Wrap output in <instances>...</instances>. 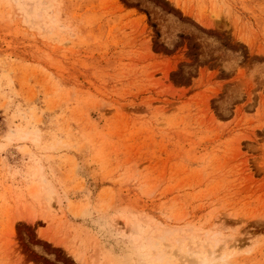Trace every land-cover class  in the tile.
<instances>
[{
  "label": "rangeland",
  "instance_id": "1",
  "mask_svg": "<svg viewBox=\"0 0 264 264\" xmlns=\"http://www.w3.org/2000/svg\"><path fill=\"white\" fill-rule=\"evenodd\" d=\"M205 245L264 264V0H0V264Z\"/></svg>",
  "mask_w": 264,
  "mask_h": 264
},
{
  "label": "bare ground",
  "instance_id": "2",
  "mask_svg": "<svg viewBox=\"0 0 264 264\" xmlns=\"http://www.w3.org/2000/svg\"><path fill=\"white\" fill-rule=\"evenodd\" d=\"M35 4H36V3H35ZM40 4H41V3H40ZM26 135H27V134H26ZM23 138L27 139V136L24 135ZM48 194H49V193H48ZM49 196H50V197H48V199H51L52 197H51L50 194H49ZM49 201H50V200H49ZM164 233H166V235H168V234H167V231H166V232L164 231ZM162 235H163V234H162ZM166 235H165V236H166ZM160 239H161V240H164V239H162V238H160ZM147 242H148V241H147ZM149 243L151 244L152 241L149 242ZM214 243H215V242H214ZM216 243H217V242H216ZM150 244H148V245H150ZM154 244H155V243H154ZM176 244H177V243H176ZM215 245H217V244H214L213 247H215V249H216L218 246L216 247ZM205 246H206V247H205V250H204V247H203L202 251L204 250V251L206 252L207 245H205ZM195 247H197V246H195ZM149 248H153V249H152V252H153V250L155 249V245H154V246L151 245V247L149 246ZM198 248H199V247H198ZM208 248H209V247H208ZM157 249H158V248H157ZM176 249H177V248H176ZM215 249L213 248L212 251H211L210 253L208 252L209 249H207V252H206V253H209V255H206V256L203 255V256H202V254H201V257H199V258H197L198 256L196 257V255H197L198 253L202 252V251L197 252V254H195V257H196L197 259H195V258L189 259V258H188L189 260H188V259L185 260L186 258H184V259L182 258L181 260L189 261L188 263L184 261L186 264H215V262H217V260H216L217 257H215V252H214ZM177 250H178V249H177ZM213 250H214V251H213ZM150 251H151V250H150ZM155 251H156V249H155ZM196 251H197V250L195 249V252H196ZM72 252H73V251H72ZM72 254H73V253H72ZM76 254H77V253H76ZM76 254H74V255H76ZM153 254H155V253H153ZM217 254H218V253H217ZM156 255H157V254H156ZM182 255L192 256L193 254H191L190 252L186 251L185 253H182ZM199 255H200V254H199ZM76 256H78V255H76ZM76 256H75V257H76ZM158 256H159V254H158ZM216 256H217V255H216ZM155 257H156V256H155ZM159 258H160V257H159ZM159 258H158V259H159ZM180 258H181V257H180ZM217 259H218V258H217ZM218 260H219V259H218ZM83 261H84V260H83ZM83 261H82V262H83ZM221 261H222V260H219L218 262H221ZM82 264H83V263H82ZM140 264H141V263H140ZM181 264H183V263H181ZM216 264H217V263H216ZM220 264H226V263L222 261Z\"/></svg>",
  "mask_w": 264,
  "mask_h": 264
},
{
  "label": "trees",
  "instance_id": "3",
  "mask_svg": "<svg viewBox=\"0 0 264 264\" xmlns=\"http://www.w3.org/2000/svg\"><path fill=\"white\" fill-rule=\"evenodd\" d=\"M155 35H156V38H159V34L158 33H155Z\"/></svg>",
  "mask_w": 264,
  "mask_h": 264
}]
</instances>
